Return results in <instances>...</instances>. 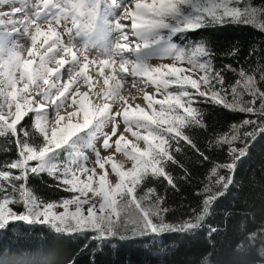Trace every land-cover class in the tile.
<instances>
[{
    "label": "snow or ice",
    "instance_id": "obj_1",
    "mask_svg": "<svg viewBox=\"0 0 264 264\" xmlns=\"http://www.w3.org/2000/svg\"><path fill=\"white\" fill-rule=\"evenodd\" d=\"M0 8L7 9L0 10V136L16 137L18 148V158L4 166L7 170H0V230L15 222L46 224L56 233L91 231L95 238L106 240L199 227V221L223 192L204 199L196 223L188 220L175 225L164 221L162 213L167 210L159 206L160 198L154 204L144 203L151 189L139 199L135 189L148 175L163 177L175 187L165 166L168 161L175 162L170 152L173 142L179 145L183 140L196 147L183 131L186 126L201 124V114L192 106L195 95L257 117L243 122L252 126L244 133V148L231 146L241 139L236 126L231 135L224 134L217 141L230 146L233 160L223 167L234 172L236 162L246 155L247 140L264 133V90L257 86L254 75L241 69V79L231 87L232 100H228L223 76L213 70L209 59H203L211 56L210 50L202 43L190 49L178 47L172 37L210 24L253 25L264 31V7L257 8L249 0H36L31 5L27 0H0ZM113 34L114 41L109 39ZM26 38L31 41L27 48L19 43ZM39 38L43 39L38 46ZM92 49L97 51L90 57ZM153 57H168L173 63L152 66L148 61ZM178 63L190 67H178ZM66 65L69 79L62 81ZM90 65H99L103 78L94 92L92 77L87 75ZM192 72L202 75L194 79L189 74ZM129 76L133 85L140 78L145 86L155 87V95L144 94L147 109L129 104L121 94L122 80ZM80 77L89 92L81 94L78 87L73 90ZM260 80L264 81V71ZM201 85L207 91H202ZM171 87L178 90L169 91ZM238 87L251 99L242 101ZM41 99L45 103H40ZM116 100L122 102L121 107H112L110 101ZM48 102L54 106L51 112L46 107ZM73 107L61 115L62 109ZM29 113L34 114L40 144L30 142V133L23 126L18 132L17 125ZM119 120L124 124L122 131ZM109 125L110 133L105 132ZM100 137L103 149L114 145L111 155L102 157L96 148ZM87 150L95 157L91 167ZM116 153L125 160L115 161ZM62 154H66V161L59 159ZM33 161L34 166L30 164ZM127 162L129 167H125ZM106 165L115 181L109 179ZM41 173L55 178L73 195L60 202L39 200L27 182L30 174ZM211 175L224 190L232 183L231 176H220L215 168ZM16 203L23 204V213L13 210L11 205ZM58 208L63 210L56 211ZM256 236L253 233L249 239L255 242Z\"/></svg>",
    "mask_w": 264,
    "mask_h": 264
},
{
    "label": "trees",
    "instance_id": "obj_2",
    "mask_svg": "<svg viewBox=\"0 0 264 264\" xmlns=\"http://www.w3.org/2000/svg\"><path fill=\"white\" fill-rule=\"evenodd\" d=\"M249 2L257 8L264 7V0ZM164 34L167 36L166 30ZM172 42L185 49L202 43L210 50L211 56L203 59H209L213 70L223 76L228 100H232L231 87L241 79V69L254 75L257 86L264 90V81L260 80L264 71V31L258 27L210 24L177 33ZM238 91L242 93V101L251 99L242 87ZM194 100L192 106L199 110L201 124L186 126L183 131L196 147L183 140L179 145L173 142L170 152L175 162L168 161L165 166L175 187L163 177L148 175L136 187L135 195L139 199L151 189L144 203L154 204L160 198L159 206L167 210L162 213L164 221L179 225L188 220L196 223L204 199L217 191L223 192L199 221V227L184 232L100 240L91 231L56 233L46 224L15 222L0 230V264H264V133L258 132L254 139L247 140L246 155L230 172L223 167L233 160L230 146L217 141L224 134L231 135L236 126L241 139L231 146L244 148V133L251 131L252 126L243 122L257 117L224 108L198 95ZM259 103L257 100L256 107ZM33 125L34 116L29 113L17 125L18 132L23 126L30 133V142L40 144L42 137ZM15 140L10 135L0 136V170H7L4 166L18 158ZM214 168L218 175L232 177L226 190L215 183L216 177L211 175ZM13 172L18 174L16 170ZM27 187L44 202H60L73 195L47 173L30 174ZM11 207L17 213L25 211L22 203ZM253 233L257 234L255 242L249 239Z\"/></svg>",
    "mask_w": 264,
    "mask_h": 264
},
{
    "label": "bare ground",
    "instance_id": "obj_3",
    "mask_svg": "<svg viewBox=\"0 0 264 264\" xmlns=\"http://www.w3.org/2000/svg\"><path fill=\"white\" fill-rule=\"evenodd\" d=\"M27 2L29 3V5H31V4L36 3V0H28ZM17 6H19V4H17ZM0 10H7V9L0 8ZM15 18H19V15L17 17H15ZM69 26H70V24H69ZM61 31H62V29H61ZM114 37H115V34H113L112 36H110L109 39L114 41L115 40ZM42 39L43 38H39V40H38V46H39V43L42 42ZM67 39H68V37L65 35L64 36V40L66 42H67ZM19 43H21L22 45H24L25 48L31 46V41H30V39H27V38L26 39H20L19 40ZM94 50L95 49H92L89 52V56L90 57L96 55V51H94ZM25 55H26V53H25ZM148 63L151 64L152 66H160V65L163 64V62H162V60H161L160 57H155V60L154 61H148ZM50 66L55 67V64H52ZM68 67L69 66L66 65L65 66V70H62L64 72V75H67L66 69ZM99 69H100V66L99 65H90L89 68L87 69V75L92 77L93 84L95 85V87L93 88V92L96 91L102 85V83H103V78L99 76ZM106 70L109 71V69H107V68L104 69L105 74H106ZM119 78L120 77H118V79ZM68 79H66L65 81H67ZM77 79H78V83H82L83 77H80V78H77ZM132 79L133 78L129 76V77H126V78H124L122 80L121 94L123 96H125V97L128 98L129 104H132V105L139 104L140 106H142V105H146L147 106V102H146V100L144 98V94L146 92V93H148L150 95H153L154 92H156L155 87L153 85H151V84H148L147 86H145V83L140 78H137V82L135 83V85H133ZM96 81H100V83L97 84ZM77 85H73V90H74V88ZM126 85L128 86L127 88H125ZM132 90H135L136 91V94L135 95L132 94ZM79 92L81 94H83L85 92H89V87H88V90L80 88L79 89ZM89 95H90V98L93 99V101L95 102V98L92 96V93H90ZM77 99H79V96L77 97ZM114 102H117L118 104L115 105ZM102 103H103V101H101V104ZM110 103L112 104V107L113 108L121 107V105H122V102H120L118 100L117 101H110ZM46 107L51 112L54 106L50 102V104H46ZM73 110H74V108L71 109L70 111H73ZM61 115H66V111H64V112L61 111ZM121 127H124L123 126V121L122 120H119V128H121ZM125 135L128 138V134H125ZM90 153H91V150H89V151L86 152L87 155H89ZM88 165H89V167H91L92 166V162H89Z\"/></svg>",
    "mask_w": 264,
    "mask_h": 264
},
{
    "label": "rangeland",
    "instance_id": "obj_4",
    "mask_svg": "<svg viewBox=\"0 0 264 264\" xmlns=\"http://www.w3.org/2000/svg\"><path fill=\"white\" fill-rule=\"evenodd\" d=\"M122 23H130V21H122ZM114 39H115V37H114ZM94 51H97V50L95 49ZM154 60H155V57H153V58L150 59L149 61H154ZM161 60H162V62H163L162 65H165V64H172V63H173V60H172L171 58H168V57L161 58ZM177 66H178V67H184V68H189V67H190V66H189L188 64H186V63L183 64V65H181V64L178 63ZM108 73H109V71L106 70V74H108ZM189 74L192 75L194 79H198L199 76L202 75V73H199V72H192V73H189ZM68 78H69L68 75H64L61 79H62V81H65V80L68 79ZM76 87H78L79 89L82 88V89H86V90H88V85L84 84L83 81H82V83H78V85H77ZM76 87H75V88H76ZM127 87H128V86L126 85L125 88H127ZM75 88H74V89H75ZM174 88H175V87H174ZM201 90H202V91H207V89H206V87H205L204 85H201ZM169 91H171L170 88H169ZM172 92H174V91H172ZM89 94H90V93H89ZM132 94L135 95V94H136V91H135V90H132ZM155 94H156V92H154L153 95H155ZM155 98L160 99L161 96L156 95ZM40 101H42V102L44 103V101H43L42 99H41ZM116 101H117V100H116ZM47 104H50V102H48ZM114 104L117 105L118 103H117V102H114ZM141 107H144V108L147 109V106H146V105H142ZM73 108H74V107H73ZM73 108H68L67 110H64V109H63V110H61V111H62V112H64V111H70V110L73 109ZM14 110H15V109H14V107H13V111H14ZM7 112H8V110H7V108H5V109H4V114H5V116H7ZM33 116H34V114H33ZM10 121H11V118L9 117V122H10ZM123 126H124V124H123ZM123 128H124V127H121L120 130L122 131ZM105 132H108V133L111 132V125H109L107 128H105ZM126 134H128V138H129V139H132L130 133H126ZM112 139H113V141H114V140L116 139V137H113ZM102 141H103V137H100V138L96 141V148L100 150V152H101V156H102V157H105V156H109V155H111L112 152L114 151V145H113V148H112V149L105 150V149L102 148ZM141 146H142V142H141ZM87 151H89V150H87ZM108 153H109V154H108ZM88 156H89V158H90L89 162H92V161L95 159V157H94V153H92V152H91ZM60 158H63V160L66 161V154H62V156H61ZM113 158H114V160L117 161V162H121V161H124V160H125V158L123 157V155L120 154V153H116L115 156H114ZM33 163L35 164L36 162L33 161ZM88 166H89V165H88ZM129 166H130V162H127V163L125 164V167H129ZM106 168L108 169V172H109V179L115 181L116 178H115V176L111 173L110 166L106 165ZM62 210H63V209H60V208L56 209V211H62Z\"/></svg>",
    "mask_w": 264,
    "mask_h": 264
}]
</instances>
